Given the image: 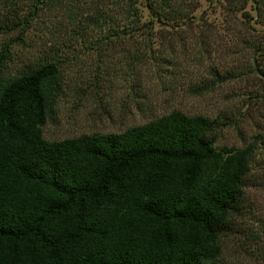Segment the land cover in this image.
<instances>
[{"label":"trees","instance_id":"16d2710c","mask_svg":"<svg viewBox=\"0 0 264 264\" xmlns=\"http://www.w3.org/2000/svg\"><path fill=\"white\" fill-rule=\"evenodd\" d=\"M146 1L156 22L190 13ZM250 1L263 19L264 0ZM118 9L107 28L118 40L150 32L135 8ZM4 62L0 264H221L219 238L241 209L251 145L216 150L219 118L178 111L119 134L45 142L40 128L61 91L57 66L4 78Z\"/></svg>","mask_w":264,"mask_h":264},{"label":"rangeland","instance_id":"374dc122","mask_svg":"<svg viewBox=\"0 0 264 264\" xmlns=\"http://www.w3.org/2000/svg\"><path fill=\"white\" fill-rule=\"evenodd\" d=\"M171 1L186 21L156 22L146 0H0L2 77L57 66L61 91L40 128L48 143L119 134L172 111L218 117L216 150L254 149L220 262L264 264V51L251 46L264 47V15L250 0ZM122 6L150 32L107 31Z\"/></svg>","mask_w":264,"mask_h":264}]
</instances>
